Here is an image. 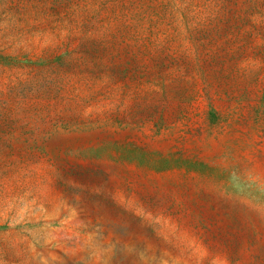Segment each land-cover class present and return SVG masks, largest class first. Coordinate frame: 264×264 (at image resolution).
I'll use <instances>...</instances> for the list:
<instances>
[{
  "label": "rangeland",
  "instance_id": "1",
  "mask_svg": "<svg viewBox=\"0 0 264 264\" xmlns=\"http://www.w3.org/2000/svg\"><path fill=\"white\" fill-rule=\"evenodd\" d=\"M0 264H264V0H0Z\"/></svg>",
  "mask_w": 264,
  "mask_h": 264
}]
</instances>
